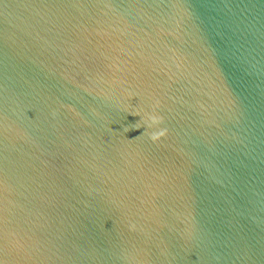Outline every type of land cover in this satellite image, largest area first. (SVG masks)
<instances>
[{
    "label": "water",
    "instance_id": "95a60500",
    "mask_svg": "<svg viewBox=\"0 0 264 264\" xmlns=\"http://www.w3.org/2000/svg\"><path fill=\"white\" fill-rule=\"evenodd\" d=\"M0 264H264V0H0Z\"/></svg>",
    "mask_w": 264,
    "mask_h": 264
},
{
    "label": "clouds",
    "instance_id": "9594fccd",
    "mask_svg": "<svg viewBox=\"0 0 264 264\" xmlns=\"http://www.w3.org/2000/svg\"><path fill=\"white\" fill-rule=\"evenodd\" d=\"M148 120L150 121V123L148 124V127L151 128L153 126H157L163 123L162 118L158 117V116H150L148 117ZM167 135V131L166 130H161L158 133H154L151 134L149 136V139L152 142H158L160 141L163 137H165Z\"/></svg>",
    "mask_w": 264,
    "mask_h": 264
}]
</instances>
